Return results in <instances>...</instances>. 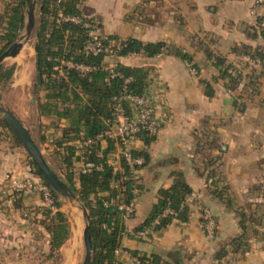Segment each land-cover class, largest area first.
<instances>
[{
  "label": "crops",
  "instance_id": "crops-1",
  "mask_svg": "<svg viewBox=\"0 0 264 264\" xmlns=\"http://www.w3.org/2000/svg\"><path fill=\"white\" fill-rule=\"evenodd\" d=\"M256 4L257 0H86L82 4L83 15L98 20L106 36L164 42L183 49L199 67L198 76L193 75L188 64L173 55H131L119 60L150 71L147 92L164 122L150 145L140 139L135 143V150L146 152L149 161L136 174L142 190L136 214L126 223L121 249L127 254L118 258L121 264H135L132 252L149 259L158 256L167 264H264V72L253 64L250 74L256 88L248 89L245 81L229 89L200 49L203 42L229 63L249 66L252 62L238 49L264 48L258 24L264 5ZM45 135L50 144L59 133L47 129ZM47 143L44 146L51 152ZM106 146L102 144L101 152ZM117 154L115 149L110 158ZM72 171L78 182V155ZM17 172L22 178L29 176L25 169ZM175 174L184 176L198 198L188 203L189 220H174L163 230L139 237L136 231L149 219L158 192L172 186ZM216 191L223 192L224 198L219 199ZM24 205L36 207L40 200L29 199ZM203 208L212 214V234ZM239 212H244L246 231L240 226ZM243 234L247 251L218 260L229 241Z\"/></svg>",
  "mask_w": 264,
  "mask_h": 264
},
{
  "label": "trees",
  "instance_id": "trees-1",
  "mask_svg": "<svg viewBox=\"0 0 264 264\" xmlns=\"http://www.w3.org/2000/svg\"><path fill=\"white\" fill-rule=\"evenodd\" d=\"M0 1L3 3L0 13L1 55L19 38L25 27L27 0ZM85 1L38 0L39 10L35 28L37 115L42 128L52 129L54 134L59 133L58 136H53L50 140L53 150L49 155L56 162L61 178L79 196L89 212L93 248L91 264H113L116 260L115 252L121 248L126 230V224L122 221L118 205L121 202L132 200L135 189L139 195L142 186L137 184L136 175L130 173L123 159L118 160V163L110 164L112 159L110 157L117 149L112 140L99 142L85 149L86 161L101 164L103 169L89 174L80 172L79 180L76 182L72 171L77 160L75 144L83 138L94 140L111 127L114 112L113 99L122 94L126 79H131L128 84L130 94L148 95L147 82L150 71L145 68L125 66L119 62L121 58L131 55H142L147 58L173 55L187 64H191L197 72V76L199 67L194 63L192 56L183 49L171 48L164 42L145 43L136 39L119 40L106 36L102 41L104 52L87 54L85 46L91 39L93 29L86 28L84 24L97 23L100 28L101 24L95 18L83 15L81 6ZM256 5H264V3L257 2ZM67 18L69 21H65ZM77 18L81 20V23L71 20ZM258 24L264 38V17L258 18ZM200 46L211 65L219 71V79L226 83L227 88H236L237 85L243 83V79L246 81L245 87L251 90L256 88V80L253 79L252 74H245L243 69H239L223 56L210 51L203 42ZM234 51L236 52L237 49ZM238 53L248 57L256 65H260L264 72V48L253 49L243 46L242 49H238ZM68 62L87 66L92 70L81 72L75 67H69ZM114 62H116V77H112L109 71ZM15 68V65H0V88L8 85L13 78ZM215 80L217 79L215 78ZM206 86L208 94L211 96V86L208 83ZM124 105L128 108L125 102ZM0 125L11 133L17 143L22 145L20 138L4 117L1 118ZM155 138L156 136H150L145 132L139 134V139L147 146ZM40 140L42 143H47L46 135H41ZM102 144H107L103 152H101ZM134 152L135 155L145 159V164L148 163L149 156L146 152L136 150ZM31 165L34 169L33 173L49 187L54 200L53 205L47 207L42 204L32 209L23 207L26 195L22 189V191L14 192V197H16L14 198V209L19 210L23 215L24 213L37 214L38 217L34 219V223L47 236L49 253L50 256H53L70 239L71 226L66 215L61 211L60 198L50 188L32 161ZM175 175L172 186L158 192V201L154 205L149 219L143 227L137 229L136 233L150 229L154 220L169 206L177 213V217L162 219L151 232L165 229L174 220L182 223L189 220L187 200L193 191L182 174ZM215 194L219 199L224 198L223 192L216 191ZM105 203L109 205L106 206ZM227 204L231 205L228 199ZM239 215L240 226L243 231H246L244 212H239ZM203 222L205 223L204 219ZM104 225H107L108 228L111 227L112 231L109 232ZM247 248V238L243 234L238 238L231 239L227 247L218 253L217 258L222 260L229 254H244ZM131 255L143 263L167 264L158 256L149 259L138 252H132Z\"/></svg>",
  "mask_w": 264,
  "mask_h": 264
},
{
  "label": "rangeland",
  "instance_id": "rangeland-1",
  "mask_svg": "<svg viewBox=\"0 0 264 264\" xmlns=\"http://www.w3.org/2000/svg\"><path fill=\"white\" fill-rule=\"evenodd\" d=\"M35 1L37 2L36 16H38V0ZM261 1L264 3V0H257L258 3ZM2 4L0 1V13L3 8ZM252 14L255 12L252 11ZM96 25L99 27V24L96 23ZM23 30L20 36L23 34ZM94 34L106 37L100 27L95 30ZM35 43L34 30L32 37L24 45L19 55L9 58L3 63L5 66L15 65L16 68L8 85L0 88V102L19 120L21 119L29 133H32L33 139L44 151L43 154L47 161L58 171L56 162L49 155V148H46L40 140V136L45 134L46 129L42 128L37 115ZM251 64L249 63V66L239 64L237 67L243 69L245 74H250L251 68L254 67L253 64L256 65L254 62ZM244 81L245 79L242 82L245 83ZM1 116L0 120L3 117ZM47 144L51 149L53 148L49 143ZM31 161L23 144L17 143L11 133L0 125V264H83L85 256L83 231L86 222L79 205L65 201L58 196L62 202L61 211L64 212L71 226V237L53 256H50L49 253L47 236L34 223V219L38 217L37 214L24 213L23 215L19 210L14 209V198H16L14 192L22 191V189L26 195L24 202L36 198L40 200L38 206L44 204L42 194L37 190H28L27 188L28 182L43 183L33 173ZM19 168L25 169L29 176L22 178V175L17 172ZM23 207L25 206L23 205ZM73 234H76V237Z\"/></svg>",
  "mask_w": 264,
  "mask_h": 264
},
{
  "label": "built area",
  "instance_id": "built-area-1",
  "mask_svg": "<svg viewBox=\"0 0 264 264\" xmlns=\"http://www.w3.org/2000/svg\"><path fill=\"white\" fill-rule=\"evenodd\" d=\"M262 3V1H261ZM75 23H81L80 19H71ZM65 21H69V19H65ZM84 26L86 28H92V36L91 39L87 42L85 46V52L87 54H99L104 52L102 41L105 37L96 35L95 30L98 29L96 24L85 23ZM69 67H75L81 72L91 71L92 68L83 66V65H74L70 62L67 63ZM189 69L192 71L193 75H197V72L192 68V65L189 64ZM116 62L112 63L109 68L112 77H116L115 73ZM131 82V79H126L123 85L122 94L119 97H115L113 99V120L112 125L107 130H105L102 134H100L96 139H86L83 138L81 141L75 144V148L77 149V155L80 157L81 161V173L89 174L94 171H101L103 169L101 164H97L94 162L86 161L84 157L85 149L95 145L99 142H104L106 140H112L115 142L118 154L116 157L110 160V164H114V161L123 159L130 171L134 176L137 174L138 169L145 165V159L143 157L135 155V143L139 139V134L145 132L150 136H157L161 129L163 128L164 122L158 117L156 112V104L152 95L148 92V95L144 96H135L128 92V84ZM124 102L128 105V108L125 107ZM24 188V187H23ZM28 190H37L43 196L44 206H52L53 198L50 192V189L47 185L40 182H28L27 183ZM134 198L129 202H121L118 205V211L121 213L122 221L126 224L129 220H131L137 211V197L138 191L133 190ZM197 197L192 194L187 203L196 200ZM108 206V203H105ZM204 218L207 221L206 226L210 234L213 233L214 221L212 218V214L209 209L203 210ZM168 217H177V213L169 206L164 212L157 217L150 229H147L143 232L137 233L139 237H144L148 235L154 227L160 224L161 220ZM105 228H108L107 225H104ZM109 232L112 231V228H108ZM127 233L125 230L124 235ZM127 254L121 248H118L115 252L116 260L113 264H121L119 261V257L121 255ZM132 261L135 264H147L143 263L135 257H131Z\"/></svg>",
  "mask_w": 264,
  "mask_h": 264
},
{
  "label": "water",
  "instance_id": "water-1",
  "mask_svg": "<svg viewBox=\"0 0 264 264\" xmlns=\"http://www.w3.org/2000/svg\"><path fill=\"white\" fill-rule=\"evenodd\" d=\"M27 5L28 7L26 11L25 27L23 30V34L0 55V65H2L9 58L17 57L23 49L24 45L32 37L37 23V2L35 0H27ZM0 115H2L6 119V121L16 132L25 150L30 156V159L36 166L37 170L45 178V180L49 184L50 188L55 192V194L65 201H69L79 205L80 209L83 212L84 220L86 222V226L83 231V240L85 245V256L83 264H91L93 248L90 233V216L87 208L83 205L79 196L74 192V190L65 182V180L61 178V176L49 164L43 154L41 147L36 143L31 134L24 127L22 122L16 117V115L12 111L5 108L1 102Z\"/></svg>",
  "mask_w": 264,
  "mask_h": 264
}]
</instances>
